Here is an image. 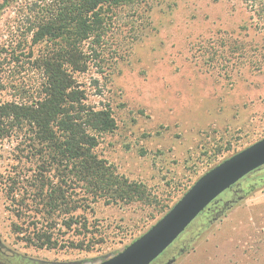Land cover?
Listing matches in <instances>:
<instances>
[{"label": "rangeland", "instance_id": "obj_1", "mask_svg": "<svg viewBox=\"0 0 264 264\" xmlns=\"http://www.w3.org/2000/svg\"><path fill=\"white\" fill-rule=\"evenodd\" d=\"M3 2L0 103L25 102L42 78L33 60L44 44L33 45L28 30L41 0ZM143 5L134 31L122 13L116 56L103 73L92 66L75 74L87 103L113 112L116 128L99 136L94 152L117 181L133 183L123 189L128 198L92 199L88 186L70 183L47 214L57 171L45 172L41 185L21 137L0 140V264H98L147 231L202 174L264 138V62L252 70L216 54L217 38L247 16L240 2ZM42 232L54 247L33 245ZM197 245L202 261L178 262ZM151 264H264V165L220 194Z\"/></svg>", "mask_w": 264, "mask_h": 264}, {"label": "trees", "instance_id": "obj_2", "mask_svg": "<svg viewBox=\"0 0 264 264\" xmlns=\"http://www.w3.org/2000/svg\"><path fill=\"white\" fill-rule=\"evenodd\" d=\"M238 1L247 16L236 31L217 38L216 54L257 70L264 62V0ZM35 3L28 30L33 45L44 44V50L33 60L42 78L36 94L27 101L0 103V140L21 137L28 145L25 158L37 161L39 174L35 178L41 185L45 172L57 171L59 183L45 194L47 214L54 212L67 197L62 186L70 183L88 186L92 199L105 193L128 198L123 189H130L133 183L117 181L107 172L105 161L94 152L99 136L116 128L113 112L108 105L96 107L87 103L86 90L75 74L87 72L92 66L97 73H103L115 59V38L127 21L125 17L134 31L140 11L145 12L144 0ZM111 201H116L115 196ZM81 205L76 202L73 208ZM33 245L52 248L55 242L51 234L42 232L37 234Z\"/></svg>", "mask_w": 264, "mask_h": 264}, {"label": "water", "instance_id": "obj_3", "mask_svg": "<svg viewBox=\"0 0 264 264\" xmlns=\"http://www.w3.org/2000/svg\"><path fill=\"white\" fill-rule=\"evenodd\" d=\"M264 165V138L202 174L147 231L98 264H151L220 194Z\"/></svg>", "mask_w": 264, "mask_h": 264}, {"label": "crops", "instance_id": "obj_4", "mask_svg": "<svg viewBox=\"0 0 264 264\" xmlns=\"http://www.w3.org/2000/svg\"><path fill=\"white\" fill-rule=\"evenodd\" d=\"M198 246L199 245L196 246L195 252L190 253V255L180 259L178 262H200V261H202L205 258V256H204L205 251L204 250H199ZM194 258H196V259H194ZM175 260L176 259L174 258L171 262H175Z\"/></svg>", "mask_w": 264, "mask_h": 264}]
</instances>
